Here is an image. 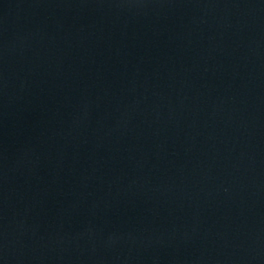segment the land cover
<instances>
[{
  "label": "water",
  "instance_id": "1",
  "mask_svg": "<svg viewBox=\"0 0 264 264\" xmlns=\"http://www.w3.org/2000/svg\"><path fill=\"white\" fill-rule=\"evenodd\" d=\"M0 264H264V0H0Z\"/></svg>",
  "mask_w": 264,
  "mask_h": 264
}]
</instances>
